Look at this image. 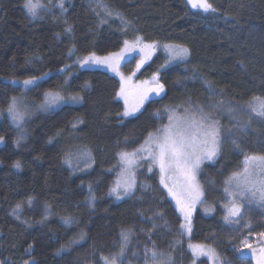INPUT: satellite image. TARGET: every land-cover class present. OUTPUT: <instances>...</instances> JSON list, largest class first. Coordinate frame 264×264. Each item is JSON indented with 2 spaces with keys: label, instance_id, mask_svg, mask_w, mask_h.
<instances>
[{
  "label": "trees",
  "instance_id": "trees-1",
  "mask_svg": "<svg viewBox=\"0 0 264 264\" xmlns=\"http://www.w3.org/2000/svg\"><path fill=\"white\" fill-rule=\"evenodd\" d=\"M105 2L130 22L126 30L116 17L101 24L103 12L96 8L95 0H65L66 13L52 7L41 12L40 18L28 14L24 0H0V136L5 138L0 146L3 264H81V256L89 249L100 256L117 252L114 245L119 244V234L128 229L138 230L145 238L153 233L151 240L169 251L171 241L182 237L181 220L160 184L157 169L148 172L146 164H139L135 193L116 203L108 201L119 153L137 147L149 132L157 129L158 111L163 114L165 108L188 100L205 103L211 97L205 82L238 102L264 98V0H211L217 8L215 13L191 9L186 0ZM56 3L51 0V5ZM94 9L101 12V17ZM69 25L73 28L71 36L65 33ZM137 36L161 46L184 45L190 56L184 62L168 65L165 53L159 52L140 69V80L150 79L158 72L165 92L146 103L139 114L126 118L125 106L118 99L119 79L103 70L80 69L75 61L92 53L103 56L117 52L125 40ZM73 45L75 54L70 56ZM65 65L70 67L59 71ZM135 67L136 59H132L123 70L130 73ZM45 72L49 76L38 82L39 87L24 88L9 81L42 76ZM48 91L64 96L78 93L83 100L42 111L39 106ZM11 97L27 105L29 114L22 130L13 125L7 114ZM237 131L235 144L230 138L221 141L219 156L201 166L198 179L205 200L193 216L192 236H185L179 250L187 263L209 264L203 257L194 260L188 247L193 241L214 246L224 262L231 259L253 264L250 258L235 253L248 230L242 224L237 230L223 221V205L228 201L222 189L224 180L241 167V150L264 154V120L256 118L248 128ZM21 132L24 139L17 146L15 141ZM127 139L133 142L123 147ZM85 151L91 156V166L75 172L66 160ZM16 161L20 168L14 167ZM88 185L97 199L93 212L87 205ZM29 198L38 203L39 212L28 216L25 209L26 220L39 222L41 211L48 208L56 216L72 217L74 223L65 226L55 217L43 225H27L12 211ZM204 207L215 211L207 214ZM260 208L246 206L243 220L262 232L264 215ZM156 213H163L164 220L157 219L160 227L153 229L147 218ZM165 220L167 227L163 226ZM81 233L86 234L85 240L69 243L74 238L79 240ZM62 247L64 250L60 251Z\"/></svg>",
  "mask_w": 264,
  "mask_h": 264
},
{
  "label": "snow or ice",
  "instance_id": "snow-or-ice-1",
  "mask_svg": "<svg viewBox=\"0 0 264 264\" xmlns=\"http://www.w3.org/2000/svg\"><path fill=\"white\" fill-rule=\"evenodd\" d=\"M70 3L71 0H68ZM96 8L102 9L103 16L101 24L107 22L113 17L118 18L125 30L130 22L123 18L119 12H114L105 0H95ZM187 5L191 9L201 11L202 13H215L217 8L211 0H186ZM52 7H58L62 13L67 12L65 7V0H57L55 5H44L39 3V0H24V8L28 14L33 18H40L38 9L47 8L49 11ZM94 11H96L94 9ZM96 15L101 17V12L96 11ZM73 28L69 25L65 29V33L72 35ZM159 42L144 43L143 38L137 36L134 43L124 41V48L120 52L109 53L107 56L98 57L95 53L89 54L86 57L78 58L77 63L80 66L85 65H99L109 68L111 71L120 75L121 87L118 96L125 101L124 117L134 116L143 107L144 102L149 99L151 95L159 96L165 91L164 85L159 82V73L153 74L151 81H142L141 86L132 87L129 84L131 76L125 77L119 71L121 61H124L127 56L137 53L140 55V60L136 63V68L132 73L135 75L139 71L147 59L160 48ZM169 54L170 59L186 60L190 56V50L184 46L174 43H168L162 46ZM75 54V46L69 49V55ZM70 66L65 65L59 71L64 72ZM49 76V72L43 73L42 76H30L27 79L20 81L24 87L36 86L39 87L38 81L44 77ZM72 77L69 76L68 79ZM15 82V81H14ZM68 80H65V84ZM210 95H215V88L208 82H205ZM87 87V85H85ZM45 101L41 105L44 109L55 108L62 103H79L83 100V96L78 93L75 95L64 96L60 92L48 91L45 94ZM131 101V102H130ZM192 110L183 109L184 115H176V108H166L167 125H162L155 133L149 132L143 144L132 152L119 153L122 164L123 179L116 181L115 186L110 188L109 195L116 200H123L132 196L136 188L135 172L133 168L141 163L147 165V171L151 172L154 168L158 169L160 175V184L167 190V194L171 195L176 202L175 210L178 211L181 222L179 223V230L181 235L191 237L192 234V216L195 212L197 204L204 203V189L199 182L198 175L201 171V165L205 161H214L219 153L221 146V126L219 121L213 116L205 112L204 107L196 104L191 106ZM210 109L220 108L225 110L230 118L236 117V109L231 106V101L225 102L223 100L208 105ZM250 116L257 119L264 120V98L253 97L252 101L248 102L244 109ZM7 113L11 117L13 125L22 130L25 119L27 117V105L21 102L17 97H11V103L8 105ZM159 117V111L156 113ZM240 127H247L250 121L241 122L236 120ZM4 137L0 136V143L4 142ZM24 139V134L15 141L19 146L21 140ZM81 155L87 156L91 160L89 153L85 152ZM243 159L239 170L234 171L224 180V187L222 191L228 203L223 205V210L226 213L222 219L229 227L239 230L241 227V220L245 212V205L251 207L257 205L264 208V154H247L241 150ZM66 163L71 164V160H66ZM14 167L20 168L21 164L16 161ZM90 196L87 198L89 206H94L95 195L92 191V186L88 185ZM32 203V198L27 201ZM22 208L21 204L16 205L14 214ZM213 207L204 208V212H214ZM164 220L163 213H156L154 217H148L147 220L153 225V229L160 227L156 224V220ZM62 222L65 226H71L74 223L72 217H63ZM168 222L164 221V227H167ZM243 228L250 229V222H245ZM141 231H144L141 229ZM134 233L131 229L121 230L119 234V244L114 245L118 247V251L111 253L108 256L101 255L100 260L102 264H126V251L130 243L131 236ZM149 233V239L151 235ZM251 233L241 241L245 248L251 250L252 257L255 258L256 264H264V246L259 249L252 248L248 242ZM259 243L264 245V232L258 234ZM86 239V234L81 233L79 240L73 239L69 243L76 244ZM175 243H180L176 241ZM31 247V246H29ZM189 249L192 252L194 260L199 257H207L211 264H224L216 249L203 243L189 244ZM62 247L60 251H63ZM243 258V250H238ZM137 255L133 253V256ZM144 264H171V256H165L163 252L157 250L155 242L152 241V247H145L143 249ZM3 264V262H0ZM23 264H35V261H24Z\"/></svg>",
  "mask_w": 264,
  "mask_h": 264
},
{
  "label": "rangeland",
  "instance_id": "rangeland-1",
  "mask_svg": "<svg viewBox=\"0 0 264 264\" xmlns=\"http://www.w3.org/2000/svg\"><path fill=\"white\" fill-rule=\"evenodd\" d=\"M39 3H42V4H44V5H49V3H47V2H45V0H39ZM250 6L252 7L253 6V4H250ZM250 7V8H251ZM44 10H48L47 8H41V9H38V13L40 14L41 12H43ZM135 40L136 39H133V40H127L129 43H134L135 42ZM143 42L144 43H152V42H148V41H145L144 39H143ZM165 45V44H164ZM163 46V45H162ZM160 47V48H158L156 51H155V53L153 54V55H151V57L150 58H148L147 59V62L144 64V66L145 65H147L159 52H163V53H165V55H166V57H167V61H168V65H173V64H175V63H180V62H184V61H186V60H179V59H170V57H169V54H168V52L163 48V47ZM123 48H124V46H123ZM122 48V49H123ZM121 50H119V51H117V52H120ZM115 53V52H114ZM88 56V55H87ZM96 56H98V57H103V56H107V55H103V56H100V55H96ZM84 57H86V56H84ZM81 58H83V57H81ZM140 55H138L137 53H133L132 55H130V56H127L126 58H125V60L124 61H121V63H120V65H119V71H120V73H122L125 77H128V76H131V80L129 81V84L132 86V87H137V86H141L142 87V85H141V82L142 81H151V78L150 79H144V80H140V79H138L137 78V75H138V72L140 71H136V73H135V75L134 76H132V73H133V71L132 72H130V73H128V72H125L124 70H123V67H124V65H125V63L126 62H128V61H130V60H132V59H136V63L140 60ZM75 63L78 65V67L80 68V69H99V70H103V71H106V72H108V73H110L111 75H113V76H115L116 78H118L119 79V81H120V84H121V79H120V75L119 74H117L116 72H113V71H111L109 68H107V67H105V66H99V65H85V66H80L78 63H77V60L75 61ZM143 66V67H144ZM142 67V68H143ZM136 68V67H135ZM141 68V69H142ZM67 70V69H66ZM135 70V69H134ZM45 78V77H44ZM43 78V79H44ZM10 82H12L13 84H15V85H20V86H22V87H24L21 83H19L20 81H22V80H20V79H13V80H9ZM15 81V82H14ZM41 81V80H40ZM39 82V81H38ZM37 82V83H38ZM160 82V81H159ZM161 83V82H160ZM29 87H31V86H28V87H24V88H29ZM165 92V91H164ZM164 92L163 93H161L159 96H156V95H151L150 97H149V99L147 100V101H145L144 102V105H143V107L140 109V111L139 112H137V113H135V115H137V114H139L142 110H143V108H144V106L146 105V103H148L150 100H152V99H155V98H159V97H161L163 94H164ZM118 99L120 100V101H122V103L124 104V106H125V108H126V105H125V101H124V99L123 98H121V97H119L118 96ZM221 100H223V101H225L226 103L227 102H229V101H231V106L233 107V108H235L236 109V117L235 118H230L229 116H228V114H227V112L225 111V110H222V109H220V108H215V109H210L209 107H208V105L210 104V103H216L217 101H221ZM45 101V100H44ZM23 103H25L24 101H22ZM131 102V101H130ZM205 102V101H204ZM44 103V102H43ZM42 103V104H43ZM70 104H71V102H69ZM69 103H62V104H60V105H58V106H56L55 108H49V109H44V108H42L41 107V105L39 106L40 108H42L41 110L42 111H51V110H56V109H58V108H60V107H62V106H64V105H66V104H69ZM196 104H199V105H201V106H203L204 107V110H205V112H208V113H210L212 116H213V118L214 119H216V120H218L219 121V124H220V126H221V141H222V143L223 142H226L229 138V140H233V142L236 140V137H237V133H238V131H237V129H240V125L239 124H237V122H236V120L237 119H239L241 122H245V121H250V123L252 122V121H254V119H256L254 116H250V114L247 112V111H245V110H243L244 109V106L247 104V103H242V102H238V101H236V100H233V99H231V98H229V97H227L225 94H222V93H219V92H217L216 91V94L215 95H211V97H209L208 99H207V101L205 102V103H201V102H198V101H195V100H188V101H186V102H184V103H181V104H179V105H176V106H170L169 108H176L177 109V111H176V115H184V112H183V109H189V111H191L192 110V107L191 106H194V105H196ZM166 109V108H165ZM165 109L164 110H162L163 111V114L162 113H160L159 112V117H158V120H159V123H158V127H157V129L156 130H154L153 131V133H155L162 125H167V123H168V120H167V113L165 112ZM124 112H125V110H124ZM8 114V113H7ZM134 115V116H135ZM163 115V116H162ZM8 116H9V118H10V120H11V117H10V115L8 114ZM129 117H132V116H129ZM0 118H1V114H0ZM127 118V117H126ZM12 122V121H11ZM249 123V124H250ZM249 124H248V126L246 127V128H248L249 127ZM133 141L132 140H130V139H127V141L124 143V145H123V147L124 146H129V144L130 143H132ZM144 142V141H143ZM143 142H139V144H138V146L137 147H133V148H129V149H127V148H125V150H123L122 152H132V151H134V150H136V149H138L142 144H143ZM4 143V142H3ZM3 143H0V146H2L3 145ZM236 142H234V144H235ZM233 149L234 150H238V147L237 146H233ZM86 152V151H85ZM85 152H80V153H78L77 155H73V156H71L68 160H71V164H69L68 163V165L75 171V172H78V171H80V170H85V169H88L90 166H91V160H89V158L87 157V156H83V155H81L82 153H85ZM219 156V155H218ZM210 162H213V161H205L203 164H205V163H210ZM202 164V165H203ZM201 165V166H202ZM137 167L138 166H136L135 168H133V171L135 172V179H136V184H137V179H138V176H137ZM158 170V169H157ZM113 176H114V181H113V184H112V187H114L115 186V182L116 181H119V180H121V179H123L124 177L122 176V171H123V168H122V164H121V161H120V157H119V159H118V161H117V164H116V166L113 168ZM111 187V188H112ZM167 191V190H166ZM94 193V192H93ZM95 195V194H94ZM89 196H90V193H89ZM169 196V198L172 200V202L174 203V205H175V207H176V202H175V200L173 199V197L171 196V195H168ZM205 198V197H204ZM108 199V201H110L111 203H116V202H118V201H120V200H116L114 197H112V196H110L109 195V197L107 198ZM205 200V199H204ZM22 205V208L19 210V211H17L15 214H14V209H16V207L13 209V211H12V214L16 217V218H18V219H23V220H25V222L27 223V225H29V226H34V225H36V224H38V225H43L45 222H48V221H50L51 219H53V218H57V219H59L61 222H62V218L63 217H70V216H64V215H58V216H56L55 214H54V212L51 210V209H48V208H43V211H41V213H40V221L39 222H37V221H33V220H26L25 219V216L26 215H28V216H30L32 213H34V212H39V205H38V203L35 201V200H32V203L31 204H28L27 202H26V204H21ZM87 205L89 206V204H88V202H87ZM96 205H97V199H96V197H95V204H94V206H89V208H90V210L93 212V210L95 209V211H96ZM202 204H197L196 206H195V209L197 210L198 209V207L199 206H201ZM205 206V205H204ZM247 205H245V207H246ZM252 206H254V205H252ZM251 206V207H252ZM256 207V206H255ZM204 208H206V207H204ZM28 210V213L25 215V212L23 213V211L24 210ZM260 209H262V214L264 215V208H260ZM196 210H195V212H196ZM195 212L193 213V216H194V214H195ZM206 213V212H205ZM207 214H211V213H207ZM193 216H192V225H193ZM246 221H244L243 219L241 220V224L243 225L244 223H245ZM63 223V222H62ZM258 227L257 226H252L251 225V228L250 229H247L248 231V235H249V233H251V237L249 238V240H248V242L252 245V248H256V249H259L260 247H262V246H264V245H261L260 243H259V237H258V234L259 233H262V232H264V231H259L258 229H257ZM132 230V232L134 233L132 236H131V239H130V243L128 244V246H127V251H126V264H144V256H143V249L147 246V247H149V248H151L152 247V240L151 239H149V237H147V238H145L144 236H143V234L141 233V232H139L138 230H135V229H131ZM192 230H193V227H192ZM247 235V236H248ZM191 236H192V234H191ZM0 238H1V236H0ZM176 241H180V243H175ZM185 241V235H182V237H181V239L179 240V239H175V240H173V241H171V243H170V246L169 247H171L172 246V249H170L169 251H168V249L167 250H164L163 248H162V246L159 244V243H157V242H155V245H156V248H157V250L158 251H160V252H163L164 254H165V256H168V255H170L171 256V264H195V262H192V263H187L186 261H185V259H184V257H183V255H182V253H180V249L182 248V245H183V243L182 242H184ZM191 244H198V243H196V242H191ZM204 244H207V245H209V246H211V247H213L214 248V246H212L211 244H209V243H204ZM243 250V253H244V256L245 257H248V258H250L253 262V264H256V261H255V258L254 257H252V255H251V250L250 249H248V248H245L244 247V245L241 243L240 245H238L234 250H235V253L237 254V255H239L240 254V252L238 251V250ZM217 252V251H216ZM81 253V252H80ZM133 253H136L137 255H135V256H133ZM199 258H201V257H199ZM203 258H206L207 260H208V258L207 257H203ZM209 261V260H208ZM250 263V262H249ZM81 264H102V262H101V260H100V255H98V254H96V252L94 251V250H92V249H89V250H87L82 256H81ZM209 264H211V261H209ZM224 264H246V262L244 263V262H236V261H234V260H231V259H227V261H225L224 262Z\"/></svg>",
  "mask_w": 264,
  "mask_h": 264
}]
</instances>
